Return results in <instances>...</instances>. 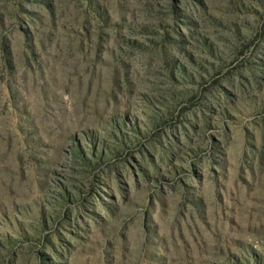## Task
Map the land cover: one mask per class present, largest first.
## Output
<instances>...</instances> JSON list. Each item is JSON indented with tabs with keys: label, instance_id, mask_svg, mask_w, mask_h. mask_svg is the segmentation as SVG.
<instances>
[{
	"label": "rangeland",
	"instance_id": "rangeland-1",
	"mask_svg": "<svg viewBox=\"0 0 264 264\" xmlns=\"http://www.w3.org/2000/svg\"><path fill=\"white\" fill-rule=\"evenodd\" d=\"M0 264H264V0H0Z\"/></svg>",
	"mask_w": 264,
	"mask_h": 264
}]
</instances>
